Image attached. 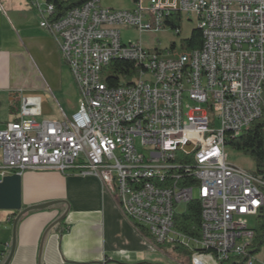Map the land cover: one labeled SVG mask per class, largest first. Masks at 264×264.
Returning <instances> with one entry per match:
<instances>
[{
	"label": "built area",
	"instance_id": "1",
	"mask_svg": "<svg viewBox=\"0 0 264 264\" xmlns=\"http://www.w3.org/2000/svg\"><path fill=\"white\" fill-rule=\"evenodd\" d=\"M29 2L79 108L38 121L41 99L20 92L14 120L0 129V182L27 170L94 176L155 244H183L192 264H255L249 218L264 203V180L228 163L225 146L262 113L264 0H135L130 10L88 0L57 19L51 0ZM176 14L196 19L200 48L171 59L141 39L123 42L122 27L156 32ZM117 61L131 68L103 81ZM193 201L199 239L174 229L177 205Z\"/></svg>",
	"mask_w": 264,
	"mask_h": 264
},
{
	"label": "crops",
	"instance_id": "2",
	"mask_svg": "<svg viewBox=\"0 0 264 264\" xmlns=\"http://www.w3.org/2000/svg\"><path fill=\"white\" fill-rule=\"evenodd\" d=\"M39 21L29 0H0V110L17 101L20 92L62 90L65 69L70 74ZM14 118L0 117V129ZM21 200L23 207L59 202L19 219L9 264H192L191 254L175 245L181 243H173L177 258L158 252L94 176L27 170L21 174ZM67 208V217L42 239ZM14 213L0 210L2 263L11 249Z\"/></svg>",
	"mask_w": 264,
	"mask_h": 264
},
{
	"label": "rangeland",
	"instance_id": "3",
	"mask_svg": "<svg viewBox=\"0 0 264 264\" xmlns=\"http://www.w3.org/2000/svg\"><path fill=\"white\" fill-rule=\"evenodd\" d=\"M101 5L113 10H130L133 8L132 0H101ZM196 28V19L183 18L179 23V33L175 29L165 27L156 32H146L142 35L134 27H122L121 37L124 43L142 40L143 43L153 52H159L162 58H178L182 54H188V51L181 49V40L188 38L191 31ZM65 74L62 77V90L54 91H33L27 90L22 93V97L38 96L41 99L42 114L36 119L38 121L47 120H62L63 113L70 117L79 108V93L76 85L73 82L71 74L65 69ZM113 76L111 67H107L102 71V80ZM19 98V97H18ZM21 106L19 100L12 101L7 109L0 110L1 120H8L16 116L18 109ZM10 115V116H9ZM12 115V116H11ZM14 115V116H13ZM227 162L235 166L241 167L249 172L255 171V163L253 159L242 151L236 150L231 146H225ZM186 206L183 204L177 205L176 210L179 213L185 211ZM256 218H249L250 225L255 226ZM157 251L169 255V257L177 258L180 255L174 249L173 243L156 244ZM255 264H262L264 261V251L256 253ZM183 257V255H182Z\"/></svg>",
	"mask_w": 264,
	"mask_h": 264
},
{
	"label": "trees",
	"instance_id": "4",
	"mask_svg": "<svg viewBox=\"0 0 264 264\" xmlns=\"http://www.w3.org/2000/svg\"><path fill=\"white\" fill-rule=\"evenodd\" d=\"M55 6L54 19L62 17L67 11L74 7H78L88 0H51ZM133 2L135 0H132ZM179 15H175L171 21H165V23L171 26L172 29L179 28L180 23ZM202 37L201 33L197 28L191 31L188 38L181 40V49L185 51H191L201 47ZM111 68L113 73H126L131 68V64L125 61H117L111 63ZM117 69V70H116ZM227 145L232 148L242 151L249 155L255 163V171L252 172L255 175H259L264 180V93L262 96V113L261 116L255 120L246 130L242 132L241 135L230 139L227 141ZM262 192L264 196V187H262ZM18 212L13 214V220L17 216ZM200 206L196 202H189L186 205L185 211L183 213H178L174 217V229L190 239L200 238ZM145 236L152 242L149 233L143 229H140ZM254 240L252 247L249 251L251 254H256L261 250L264 251V203L260 209L259 215L256 217L254 226ZM154 243V242H153ZM176 246L191 252L189 249L180 244H175ZM230 264V263H222Z\"/></svg>",
	"mask_w": 264,
	"mask_h": 264
},
{
	"label": "water",
	"instance_id": "5",
	"mask_svg": "<svg viewBox=\"0 0 264 264\" xmlns=\"http://www.w3.org/2000/svg\"><path fill=\"white\" fill-rule=\"evenodd\" d=\"M59 201H50L47 203H42L39 205H32L28 207L22 206L21 200V175L19 174H11L7 175L0 182V210H9L18 212L15 217L13 226H12V244L11 249L8 254V257L2 264H9L10 260L13 256L15 243H16V225L19 219L27 214L30 211L34 210H42L48 208ZM69 208H67L62 215H60L55 221H53L44 231L42 239L48 233V231L54 227L56 224L61 223L68 215Z\"/></svg>",
	"mask_w": 264,
	"mask_h": 264
}]
</instances>
